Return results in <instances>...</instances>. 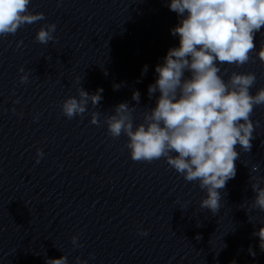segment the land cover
<instances>
[{
  "label": "clouds",
  "instance_id": "9594fccd",
  "mask_svg": "<svg viewBox=\"0 0 264 264\" xmlns=\"http://www.w3.org/2000/svg\"><path fill=\"white\" fill-rule=\"evenodd\" d=\"M62 2L57 0L58 6ZM30 3L0 0V37L15 35L25 25L45 19L44 13L29 10ZM168 7L181 18L171 29V34L179 37V46L170 48L163 63L155 66L157 78L148 86L149 99L159 93L155 106L146 108L143 121L134 126L135 107L123 102L115 106L114 114L105 117L104 123L113 139L122 135L128 138L125 146L133 161L151 163L164 158L185 181L198 182L206 192L200 208L216 215L221 208L220 190L236 175L235 161L240 156L236 146L243 152L251 151L259 124L253 122L251 114L255 107L264 106V87L255 94L251 92L257 81L254 73L233 71L228 75L225 69L221 74L222 66L241 67L253 59L254 36L264 27V0H169ZM55 32L56 24L48 23L38 30L35 40L43 45L55 42ZM22 43L18 41L17 47ZM256 55L264 63V44ZM18 71L25 73L23 67ZM147 71L148 66H143L141 75ZM224 75H228L227 80ZM27 81V73L20 76L21 83ZM113 87L118 90L120 85ZM102 92L97 89L90 94L80 87L78 98L69 96L62 102L63 115L69 120L82 116L89 102L94 108L99 105ZM132 99L139 104L138 90ZM99 116L100 112L93 111L90 123L98 125ZM43 156V151L37 149L36 162ZM251 187L255 193L252 207L264 211V187L257 183ZM139 234L147 235V231L141 229ZM253 235L259 237V248L264 251V227ZM71 242L74 247H82L77 236ZM249 254L253 258L256 255L251 247ZM90 257L94 258L92 254ZM46 264L69 261L63 255L47 259ZM77 264L87 261L77 257Z\"/></svg>",
  "mask_w": 264,
  "mask_h": 264
}]
</instances>
